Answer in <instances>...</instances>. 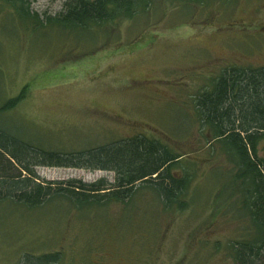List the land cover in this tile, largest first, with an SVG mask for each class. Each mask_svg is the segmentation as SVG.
<instances>
[{
  "label": "rangeland",
  "instance_id": "374dc122",
  "mask_svg": "<svg viewBox=\"0 0 264 264\" xmlns=\"http://www.w3.org/2000/svg\"><path fill=\"white\" fill-rule=\"evenodd\" d=\"M29 1L45 20L68 0ZM263 65L264 0H152L134 18L36 31L0 0V102L29 88L2 125L61 153L143 134L184 154L182 165L195 173L185 209L167 208L147 186L126 204L77 208L57 196L31 209L0 202V264L55 252L58 264H236L230 244L247 218L230 207L234 198L221 196L232 166L206 141L194 100L225 68ZM259 152L264 157V139ZM36 172L52 183L116 176L74 167Z\"/></svg>",
  "mask_w": 264,
  "mask_h": 264
},
{
  "label": "trees",
  "instance_id": "16d2710c",
  "mask_svg": "<svg viewBox=\"0 0 264 264\" xmlns=\"http://www.w3.org/2000/svg\"><path fill=\"white\" fill-rule=\"evenodd\" d=\"M3 1L13 6L23 20H33L35 31L52 24L88 30L118 18H134L147 11L152 2L68 0L58 16L42 20L31 12L29 0ZM28 89L25 86L19 94L0 102V202L10 201L31 209L57 196L77 208L126 204L147 186L167 208L187 207L183 198L195 173L182 165L184 154L155 138L142 134L76 153H61L35 145L2 125V118L26 98ZM1 96L0 92V99ZM194 110L200 127L210 134L206 137L209 146L218 145L232 166L222 184L221 196L230 203L234 198L230 207L237 206L238 215L247 218L239 237L230 244L232 257L236 264H264V157L259 154L264 139V65L225 68L196 95ZM42 166L105 170L116 176L114 182L100 179L93 183H52L37 174L36 169ZM176 169L182 170L180 176L174 172ZM60 260V252L45 253L38 259L28 257L23 264H58Z\"/></svg>",
  "mask_w": 264,
  "mask_h": 264
}]
</instances>
